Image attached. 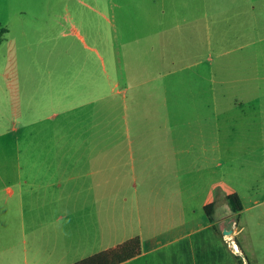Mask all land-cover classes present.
<instances>
[{
	"label": "crops",
	"instance_id": "crops-1",
	"mask_svg": "<svg viewBox=\"0 0 264 264\" xmlns=\"http://www.w3.org/2000/svg\"><path fill=\"white\" fill-rule=\"evenodd\" d=\"M163 1L166 4L158 5V0H150L147 6V57H117V73L105 69L102 50L97 48L103 47L102 37L98 45L97 33L94 39L79 33L75 24L80 27L81 15L69 4L58 8L65 23L51 25L43 63L33 71L13 69L15 111L6 132L0 133L11 142L1 152L0 264H73L88 257L76 255L89 243L99 247L89 256L119 245L103 246L97 213L104 197V175L128 169L138 174L134 188L139 180L147 191V211L168 205L158 217H147L158 222L160 230L140 239L135 258L147 254V264H264V87L257 84L264 81V74L256 73L251 78L256 86L239 88L232 103H223L229 89L216 88L214 59L201 72L200 57H166L163 50L161 37L167 28L178 32L186 25L194 31L198 26L201 0ZM217 1L219 5L216 0L210 5L207 0L202 13L255 14L257 21L242 44L256 46L251 57H243L246 63L256 62L254 57L264 54L258 48L264 46V0L251 5L248 0ZM114 8H121L120 2L112 4L113 13ZM89 9L107 21L102 7ZM100 24L90 29H102ZM83 25L87 28L88 23ZM175 75L177 80L172 79ZM244 106L253 111L250 121L259 133L251 137L255 138L251 152L239 149L240 160L234 162L233 143L248 137L233 136L229 124L226 129L227 110L242 112ZM25 184L52 193L26 200L21 194ZM216 188L224 190V199L236 193L242 205L237 216L229 209L220 224L213 214L209 221L203 210L214 203ZM193 201L199 210L185 214L182 208ZM173 206L181 208H169ZM233 222L239 255L223 239L224 229L230 230ZM27 228L33 239L37 230L51 244L44 248L42 242L28 254Z\"/></svg>",
	"mask_w": 264,
	"mask_h": 264
},
{
	"label": "rangeland",
	"instance_id": "rangeland-1",
	"mask_svg": "<svg viewBox=\"0 0 264 264\" xmlns=\"http://www.w3.org/2000/svg\"><path fill=\"white\" fill-rule=\"evenodd\" d=\"M117 1L120 2L121 8H114L113 13L111 7ZM182 1L188 2L189 0ZM214 1L211 0L210 5H214ZM237 1L246 2L245 0ZM253 1L248 0L249 5ZM83 2L84 0H81L80 3L76 0H0V30H2L0 34V72L4 73L3 75H1L2 72L0 73V133L6 132L9 118L15 111L17 89L16 79L14 81L12 77L13 69L17 67L18 70L33 71L37 68V64L43 63L44 58L47 57L49 36L53 32L50 33L53 30L51 25L55 22L62 25L65 23L62 14H58L59 7L69 4L73 13H80V27L78 24L75 26L81 35L86 34V39H94V35L97 33L99 45L102 37L103 47L102 49L100 46L97 48L99 51L102 50V57L105 58V69L109 73L118 72L117 57H147V8L150 7L148 6L150 0H85L86 6ZM163 3V0H158V5H163ZM96 5L98 8L102 7L107 21L103 22L99 17H95L94 11L89 9L90 6ZM208 5L207 0H201L200 19L198 26L194 28V31L192 30L193 35L190 27H186V25L178 32L170 27L163 31L161 37L165 40L163 50H166V57H200L197 71L201 72L206 71L214 59L216 88L224 89L227 87L229 89L228 95H223L221 101L232 103L239 88L256 86V81L251 80V78H254L256 73L264 74V54H260V57H254L257 59V63L249 59L247 63L243 61V57H251V49L256 48V46L246 47L242 41L243 38L248 37V31L257 19L252 13L245 15L202 13L206 11L205 8ZM215 5H219L217 0ZM100 21L103 24L102 29L97 31L90 29L91 25L99 27ZM84 23H88L87 28L83 25ZM39 40L41 43L38 42ZM86 42L95 46L90 41L86 40ZM74 47H77V42ZM258 48L264 50V46H258ZM79 49L81 48L78 45L77 50ZM175 69H179V64L175 66ZM175 77L176 75L172 79L177 80ZM257 84L264 87L262 86L264 81H257ZM200 85L206 86L207 83L201 82ZM227 111L226 129H228L229 124L233 136L246 135L248 137V141L233 143L235 149L232 156L236 162L240 160L238 158L239 149L242 152H251L255 141V138L251 137L259 132L254 122L250 121V114H253L250 108L244 106L242 112L234 108ZM244 116L247 117L244 118ZM220 128H224L222 123H220ZM9 139L10 137L6 134L0 135V164L2 163V150H7L6 145H11ZM107 156L110 154L105 156V165L108 161ZM236 156L237 158H235ZM249 160L250 158L247 159L248 163ZM127 168L128 166H125L123 171H127ZM218 171L219 168L217 167L216 177H218ZM23 177L25 179L26 177L30 178L27 173H23ZM135 177L138 178V174L130 173L129 169L128 173L117 175L107 173L104 175V197L97 213L98 225L99 223L102 225L104 233L103 246L112 242L120 244L132 236L138 237V235L140 236L138 238L143 240L148 234L160 230V224L147 220V217L149 216L151 219L158 217L161 210L166 209L168 205L150 207L147 211V206L144 204V200L147 199V191L142 190V184L139 180L136 181L137 188H134ZM107 178L109 180L106 182ZM223 192L224 190L216 188L211 197L214 201L213 218L216 224H220L221 218L229 214V205L222 196ZM50 193L52 190H33L30 184H25L21 194L24 199L29 200L35 196L47 198ZM135 202L137 203L135 204ZM195 208L199 210L193 201L190 204L186 203L182 210L188 214ZM28 229L25 231L24 246L28 254L32 247L40 248L42 242H44V248L46 243L51 244L50 241H45L43 234L40 235L37 230L33 239L30 236L31 229L29 231ZM47 231L51 230L47 229ZM92 234L93 232L90 233L91 236ZM97 248L99 247H93L89 243L82 253L76 256H89L90 252L97 250ZM129 264H147V254L131 260Z\"/></svg>",
	"mask_w": 264,
	"mask_h": 264
},
{
	"label": "trees",
	"instance_id": "trees-1",
	"mask_svg": "<svg viewBox=\"0 0 264 264\" xmlns=\"http://www.w3.org/2000/svg\"><path fill=\"white\" fill-rule=\"evenodd\" d=\"M2 30H0L1 34ZM1 42V36H0ZM225 200L229 205L230 212L237 214L242 210L240 199L236 193H230L225 196ZM203 210L209 219L212 221V214L214 211V203H208L203 207ZM217 230L216 227H213ZM140 254V239L135 236L132 237L114 248L100 251L96 254L88 256L82 260H79L73 264H121L129 261Z\"/></svg>",
	"mask_w": 264,
	"mask_h": 264
},
{
	"label": "built area",
	"instance_id": "built-area-1",
	"mask_svg": "<svg viewBox=\"0 0 264 264\" xmlns=\"http://www.w3.org/2000/svg\"><path fill=\"white\" fill-rule=\"evenodd\" d=\"M236 227H237L236 223L233 222L232 228L230 229V233L223 234V239H224L227 247L230 248L231 252L234 253L235 255H239V251H238L237 245L235 243V236H236V232H237Z\"/></svg>",
	"mask_w": 264,
	"mask_h": 264
},
{
	"label": "water",
	"instance_id": "water-1",
	"mask_svg": "<svg viewBox=\"0 0 264 264\" xmlns=\"http://www.w3.org/2000/svg\"><path fill=\"white\" fill-rule=\"evenodd\" d=\"M228 233H230V230L224 229L223 234H228Z\"/></svg>",
	"mask_w": 264,
	"mask_h": 264
}]
</instances>
